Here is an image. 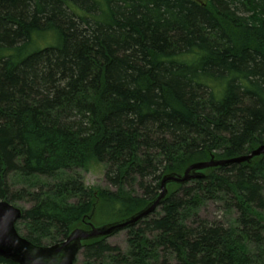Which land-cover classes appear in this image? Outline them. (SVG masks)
<instances>
[{
  "label": "trees",
  "instance_id": "obj_1",
  "mask_svg": "<svg viewBox=\"0 0 264 264\" xmlns=\"http://www.w3.org/2000/svg\"><path fill=\"white\" fill-rule=\"evenodd\" d=\"M260 145L264 0H0V200L24 203L32 244L128 218L165 174ZM91 162L108 186L85 184ZM203 172L168 185L127 250L85 241L84 263L264 264V154ZM208 202L233 222L201 217Z\"/></svg>",
  "mask_w": 264,
  "mask_h": 264
},
{
  "label": "water",
  "instance_id": "obj_2",
  "mask_svg": "<svg viewBox=\"0 0 264 264\" xmlns=\"http://www.w3.org/2000/svg\"><path fill=\"white\" fill-rule=\"evenodd\" d=\"M262 154H264V145L254 148L249 154L229 159H216L212 156L210 160L189 165L183 173L165 174L160 182L159 195L142 210L128 218L102 225H95L90 220L85 221L84 227L74 228L64 241L50 246H36L22 236L16 229V223L23 214L22 208L6 200H0V256L16 264H73L85 241L109 237L120 230L134 226L138 221L152 214L167 196L169 184H185L204 176L205 169L250 162L254 157ZM88 218L91 219L90 216Z\"/></svg>",
  "mask_w": 264,
  "mask_h": 264
},
{
  "label": "rangeland",
  "instance_id": "obj_3",
  "mask_svg": "<svg viewBox=\"0 0 264 264\" xmlns=\"http://www.w3.org/2000/svg\"><path fill=\"white\" fill-rule=\"evenodd\" d=\"M84 178V182L89 187H106L108 186V182L105 177V167L103 164L98 162H91L88 166V170L78 169V171ZM51 181V180H49ZM16 206L20 207L24 205V203L17 202L15 203ZM27 206V205H26ZM200 215L203 218L208 219L209 221H223L226 224L233 222L235 215L228 214V212H224L222 210V206L218 202H208L201 210ZM127 237H128V230L123 229L120 230L113 235L107 238V242L111 245L120 246L123 250H127ZM83 250V249H82ZM82 250L76 256L77 261L75 264H85L84 257L82 254Z\"/></svg>",
  "mask_w": 264,
  "mask_h": 264
}]
</instances>
